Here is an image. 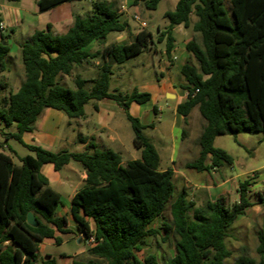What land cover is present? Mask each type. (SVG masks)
Here are the masks:
<instances>
[{
	"label": "trees",
	"instance_id": "obj_1",
	"mask_svg": "<svg viewBox=\"0 0 264 264\" xmlns=\"http://www.w3.org/2000/svg\"><path fill=\"white\" fill-rule=\"evenodd\" d=\"M77 1L83 0H39L38 10L43 13ZM139 2L148 10H156L161 0H135ZM230 2L233 22L223 0H178L174 10L165 13L169 25L159 37V42H165L169 59L175 48V27H192L201 37L200 43L191 40L186 44L196 65L181 68L187 99L176 109L186 121L198 107L206 121L199 138V157L187 164L199 173L233 166L232 156L214 147L217 137L264 133V0ZM193 15L196 21L191 23ZM2 23L0 15V75L10 70L11 54L9 35L3 33ZM127 28V22L121 20L111 3H96L90 13L75 15L72 26L63 34H55L49 24L20 45L24 81L18 91L10 90L6 99L1 98L9 86L0 80V121L6 128L16 125L17 129L3 135L6 141L13 138L33 153L19 158L20 165L12 156L0 153V264H36L38 246L45 239L55 238L56 231L67 232L66 218L57 215L62 197L42 172L49 164L61 172L75 162L86 173L82 189L72 198L71 214L84 240L93 238L94 243L88 249L91 259L74 264H226L232 257L226 244L232 226L249 208L260 205L264 210V190L256 193L252 202L250 179L240 182L239 199L232 207L223 197L197 206L186 189L176 196L173 170H159V153L144 134L154 125H143L129 112L131 103L145 104L151 94L137 89L125 95L111 92L114 65H124L144 54L153 42L152 34L144 30L131 44L87 50L92 43H105L109 34ZM94 61L100 66L97 78L88 81L77 75L74 90L60 83L62 76H70L75 68ZM88 82L92 83L90 90L86 89ZM103 100L123 108L141 159L124 162L119 152L100 150L93 137L82 135L77 141L85 145L84 152L55 153L24 143L23 136L34 132L44 110L54 109L69 119H83L90 101ZM169 205L172 221L152 228ZM30 212L37 219V227L27 223ZM171 234L176 237L173 256L163 262L155 254L143 259L138 256L149 238L159 236L166 242ZM256 252L259 259L243 252L234 264H264V227L258 233ZM42 264L58 263L48 257Z\"/></svg>",
	"mask_w": 264,
	"mask_h": 264
},
{
	"label": "rangeland",
	"instance_id": "obj_2",
	"mask_svg": "<svg viewBox=\"0 0 264 264\" xmlns=\"http://www.w3.org/2000/svg\"><path fill=\"white\" fill-rule=\"evenodd\" d=\"M1 1L3 0H0V2ZM104 1L111 3L118 10L121 9L122 6H126L129 15L121 17L122 21L129 24V29L124 36L127 39L126 43L134 40L136 34L144 30L154 35V43L147 48L144 54L129 60L122 66L114 65L115 74L111 80V92L117 91L116 93L125 95L131 93L135 89L141 92H147L145 90L150 89L148 92L154 95V90H152L151 87L158 89L161 84L158 80L162 78H166L168 82L167 89L165 90L166 92L172 95L175 91L178 92V99L172 96L165 98L163 94L161 96L154 95L150 102L141 106H134L130 111V114L138 118L143 125H154L153 128L149 127L145 129L144 134L151 140L160 155L161 161L159 170H174L176 196L183 189H186L189 194V199L194 201L197 206L205 205L207 201L211 200L210 198L212 196L213 200L223 197L227 206L232 207L239 199L238 189L240 182L250 179L252 185L249 188V193L251 195V201L255 202L256 193L264 190V133H242L236 137L226 135L219 136L215 139L214 147L222 149L232 156L234 161L232 167L225 166L217 171L213 170L211 173H199L196 170L187 168V163L193 162L199 157V138L206 126V121L202 118L199 108L196 107L193 109L190 116V124L186 123L184 120H181L180 123L177 124L175 108L180 99L187 97L186 91L182 88L185 86L186 81L181 75V68L189 63L188 60H190L188 52L185 51V44L191 40H197L200 43L201 37L198 34L197 39H195V33L192 30L186 29L185 32H182V30L176 29L175 39L177 49H183L187 55L183 56L180 54V59L176 61L173 60V58L169 60L163 55L165 43L159 42L160 34L158 33V29L162 31L166 29L165 22L168 20L165 18V13L174 10L178 0H161L156 10H148L143 2L136 4L135 0L77 1L62 6V8H58L59 10L48 12L40 16H34L32 14L38 7V0H29L27 8L30 14L33 15V18H48L54 21L56 19H61L62 14H67V12L69 13L71 11L84 16L91 12L94 4ZM128 1L131 4L130 9L126 5ZM223 3L228 17L233 22L230 0H223ZM11 4L16 5L13 3ZM135 16L139 17V21L135 19ZM192 21H196L194 15L192 16ZM141 23H146V27L143 28ZM117 35L118 33L109 34L106 43L111 44ZM27 38L28 37H25V39H23L20 33L16 35L10 34L8 38L11 52L13 56H16V59L11 58L10 62H8V64H10V70L0 75V80L7 82L9 86V89L3 93L1 99H6L10 90L16 92L21 84V78H23V76L25 77L21 54L18 55V50L19 46L27 40ZM98 47L100 50L103 48V46L100 45ZM18 56L20 59L17 58ZM161 59H166L168 62L167 65L169 66L164 72H162L159 67ZM191 63L196 65L194 59ZM99 67L98 61L77 67L72 75L62 76L60 83L74 90V80L77 75H81L83 78L91 81L97 78ZM91 88L92 83L88 82L86 89L90 90ZM102 102V107L117 105L116 102L111 100H103ZM94 104L95 101H90L85 108L86 113L89 115V118L92 119L91 121L93 123L84 125L83 127L78 126L75 119H69L64 113H61L64 120L63 123H60L59 132L69 138L68 142H63L62 144L64 150H68L69 152L85 151V149L82 148V144L78 143L77 140L81 134H90L96 129L95 124L98 123L99 117L94 110ZM155 107L159 108L161 113H156L154 110ZM110 115L114 117V125L121 139V146L119 148L116 146H111V148L121 154L124 162L141 159V151L137 150L133 145L134 132L131 123L126 118L123 108L117 105L112 113L107 112L104 116L109 117ZM16 131V125L6 128L0 121V144L3 145V147L0 146V152L12 156L14 162L20 165L19 158L33 155V153L13 138L6 141V137L3 134L15 133ZM57 150H59V148L55 147L52 152ZM50 167H52V165H45L42 168V172L44 175L52 178V186L61 194L63 201V205L59 206V211L64 212V215L69 221V225L74 228V222L70 216L69 210L71 207L73 188L78 186L79 181L76 177H71L72 173L69 168H64L60 172L61 181H63V185H61L53 177H50L51 175L48 171ZM70 167L75 168L78 172L83 171L79 163L72 162L70 163ZM183 174L186 175L185 178L182 176ZM68 177H71V184L67 183ZM224 180H228L226 186L221 188L224 191L215 190V193H213L212 189L208 188L214 187ZM66 210H68V213H65ZM171 221L172 215L169 205L163 214V218L157 220L151 227L157 229L161 226L162 222ZM263 227V208L260 205L249 208L245 215L240 217L230 230V238L226 241V244L232 251V257L227 260L226 264H234L236 258L243 252H246L252 258L259 259L256 248L258 246V233ZM175 238L174 234H171L169 240L166 242H162L159 236L157 238H149L147 240L148 245L142 247L138 256L143 259L150 254H155L158 256L159 260L163 262L166 258L175 254ZM86 245L88 246L87 252L81 258L84 261H87L90 257L88 249L91 247V244L88 243ZM83 247H85L84 244H79L72 234L62 245L49 244L44 246L41 250L50 253L61 263L62 259L60 256L62 254L74 256V254Z\"/></svg>",
	"mask_w": 264,
	"mask_h": 264
},
{
	"label": "crops",
	"instance_id": "obj_3",
	"mask_svg": "<svg viewBox=\"0 0 264 264\" xmlns=\"http://www.w3.org/2000/svg\"><path fill=\"white\" fill-rule=\"evenodd\" d=\"M28 1L29 0H21L19 3H13V4H16V5H12L7 0H3V1L0 2V4H1L0 5V11H1L0 15H1L2 19H3L2 25L4 26V32L3 33L5 35H9L10 36V34L16 35L17 33H20L22 38L25 39V37H28V38L31 37L32 34L34 33V31H36V30H44V29H46L49 24L52 25L53 31H54L55 34H63L69 27L72 26V24L74 22L75 15H80L78 13H75V12L71 11L69 13L67 12V14L66 13L62 14V16H61L62 18L61 19H56L54 21L50 20L48 18H46V19H44V18L40 19V17H39V19L33 18V15L34 16H36V15L40 16V15L48 13V12H54L55 10H59L60 8H62V6L69 5V3L60 5V6L54 8L52 10H49V11L43 12V13H40L39 10H38V7H37V9H35L34 12L32 13L33 15H31L29 10H28V8H27ZM126 5L130 9L131 4L129 3V1L127 2ZM126 9H127L126 6H122L121 9L118 10L119 13L121 14V17L129 15V13H128V11ZM194 22L195 21H192V18H191V23H194ZM168 25H169V21L165 22V27L166 28L168 27ZM128 29H129V24H128L127 30L125 32L118 33V35L111 42V44H107L106 41H105V43H102V44L92 43L87 48V50L88 51H92V52L99 51L100 50L99 47H98L99 45L103 46L102 49H104L105 47L111 46V45L131 44L132 42L135 41L136 36L139 33L136 34L134 40L126 43L127 39L124 36H125L126 32L128 31ZM176 29H180V30H182V32H185L186 29L192 30V27L185 28L182 25L175 27L174 28V37H175ZM146 32H149V31H146ZM162 32L163 31L161 29H158V33L160 35H161ZM149 33H151V32H149ZM151 34L153 36V42L151 44H153L154 43V35H153V33H151ZM197 36H198V34H194L195 39H197ZM186 44H185V51L187 52ZM150 45H149V47H150ZM165 47H166V45H165ZM185 51H183V49L182 50L181 49L180 50L177 49L176 42H175V48H174V50L172 52L171 59L173 58V60L178 61L180 59V56H179L180 54H182L183 56L186 55ZM20 54H21V51H20V46H19L18 55H20ZM163 55H165L166 58L169 59L167 57V55H166V51L165 50L163 52ZM189 56H190V60H188L189 63H187V64H193L191 62L193 61L194 58H193V56L191 54H189ZM11 58H15L16 59V56H13L12 52L10 54V59ZM17 58L20 59L19 56ZM171 59H169V60H171ZM175 63H174V66H175ZM167 64H168V62L166 61V59H161L159 67H160L162 72L166 71V68L169 67ZM85 65H88V64H85ZM115 66H122V65H115ZM23 81H24V76H23V78H21V84H22ZM158 82L161 83L160 86L158 87V89L154 88V87H151V89L154 90V95L161 96L163 94V96L165 98H167L168 95H172V94H169L168 92L165 91L167 89V86H168V82H167L166 78L165 79L164 78L159 79ZM21 84H20V86H21ZM20 86L17 89H19ZM145 91H147L146 93H150V92H148V91H150V89H146ZM139 92H141V91H139ZM154 95L151 94V100H152ZM173 97L175 99H178V92L175 91L173 93ZM186 99H187V97H185L184 99H180V101H178V103L176 104L175 118H176L177 124L180 123L181 120L185 121V118L182 117L181 115H179L177 113L176 109H177V106L180 103L185 102ZM102 104H103L102 101L95 102V104H94V110H95V112L97 113V115L99 117L98 118L99 119L98 123L95 124V128H96L95 131L90 133V134H86V135L85 134H81V135L82 136L93 137L94 138V142L96 143L97 147L100 150L112 149L111 146H116V147L119 148L121 146V139H120V137H119V135L117 133V128L114 125V117H113V115H110L109 117L104 116L105 114H107V112L112 113V111L115 110V108H116V106L118 104L116 103L117 104L116 106L115 105H108V107H102L101 106ZM141 105H143V104H137L135 102L131 103L130 108H129V112L131 111V109L134 106H141ZM95 106L98 107L97 110L95 109ZM155 109L154 110H155L156 113H158V114L161 113V110L159 108L155 107ZM61 113L62 112H59V111L54 110V109H46V110H44V112L42 113V115L40 116V118L38 119V121L36 123V128H35L34 132L31 133V134H25L23 136L24 143L26 145L40 146V147H42V148H44L46 150H49V151H53V148L58 147L59 150L54 151V152H59L61 150H64V147H62V144H63V142H68L69 138L67 136H65L64 134H61L59 132L60 123L61 122L63 123V120H64V117H63V115ZM85 113H86V111H85ZM191 114H192V112L186 118V123L190 124V116H191ZM75 120L77 122V125L80 126V127H83L84 125H88V124L93 123L91 121L92 119L89 118V115L87 113H86V117L85 118H83V119H75ZM0 146H1V144H0ZM82 148L85 149V145H82ZM160 161H161V159H160ZM65 168H69V170L72 173L71 177H76L78 179V181H79L78 186H76L77 188L76 187L73 188V192H72V198H73L74 195L78 191H80L82 189V187L84 185V182H85V179H86V173H85L84 170L82 172H78L75 168L70 167V164L67 165ZM48 171H49V174L51 175L50 177H53L55 180L58 181L59 184L63 185V181H61V177H60V172H56L54 167H53V165H52V167H50V169ZM173 172H174V170H173ZM79 174H80V176H79ZM174 175H175V173H174ZM182 176H184V178L186 177L185 174H183ZM46 177L49 179L50 186L53 188V186H52V181H53L52 178H49L48 176H46ZM71 177L67 178V180H68L67 183H69V184L72 183L71 182ZM227 182H228V180H224L220 184H217L214 187H208V188H211L212 192L215 193V190H217V191L223 190L221 188H224L226 186ZM210 199H211V201H214L212 199V196H211ZM65 213H68V210H66ZM69 213H70V216H71V218H72V220L74 222V228L69 225V221H68L67 217L64 215V212H60L59 208H58L57 209V215L59 217H65L66 220H67V224L65 226V229L67 230V232L66 233H61V232L56 231L55 232V236H54L55 238L45 239L38 246V262L36 264H42V262L44 260L48 259V257L54 258L57 261L58 264H74L75 262L86 263L89 259H91V257H89V259L87 261H84V260L81 259L82 256L87 252V247L88 246L86 244H88V242H86L84 240L83 236L78 231L77 224L74 221V219L72 217V214H71V207H70ZM90 224H91V228L94 229L95 226H94V222L92 220H90ZM72 234L74 235V239L77 240L79 242V244L83 243L85 247L80 248L74 254V256L67 255V254H62L60 256L61 259H62L61 263H59L58 260L56 259V257L51 255L50 253L45 252V250H41V249L44 248V246L49 245V244L62 245L65 242V240H67L70 237V235H72Z\"/></svg>",
	"mask_w": 264,
	"mask_h": 264
},
{
	"label": "water",
	"instance_id": "obj_4",
	"mask_svg": "<svg viewBox=\"0 0 264 264\" xmlns=\"http://www.w3.org/2000/svg\"><path fill=\"white\" fill-rule=\"evenodd\" d=\"M169 96H172L173 95H168ZM27 223L28 225H30L31 227H37L38 226V222H37V219L36 217L34 216V214L32 212H30L27 216Z\"/></svg>",
	"mask_w": 264,
	"mask_h": 264
},
{
	"label": "built area",
	"instance_id": "obj_5",
	"mask_svg": "<svg viewBox=\"0 0 264 264\" xmlns=\"http://www.w3.org/2000/svg\"><path fill=\"white\" fill-rule=\"evenodd\" d=\"M135 19L139 21V17H138V16H135ZM141 25L143 26V28L146 27V23H141ZM1 29L4 30V26H3V25H1ZM88 243H90V244L92 245V244L94 243V239L91 238V239L88 241Z\"/></svg>",
	"mask_w": 264,
	"mask_h": 264
}]
</instances>
